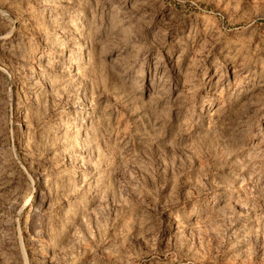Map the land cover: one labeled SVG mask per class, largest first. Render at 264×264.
I'll return each instance as SVG.
<instances>
[{
  "label": "rangeland",
  "instance_id": "rangeland-1",
  "mask_svg": "<svg viewBox=\"0 0 264 264\" xmlns=\"http://www.w3.org/2000/svg\"><path fill=\"white\" fill-rule=\"evenodd\" d=\"M0 264H264V0H0Z\"/></svg>",
  "mask_w": 264,
  "mask_h": 264
}]
</instances>
